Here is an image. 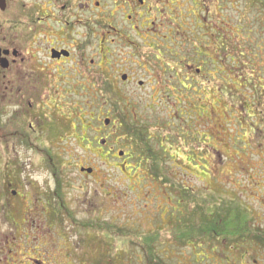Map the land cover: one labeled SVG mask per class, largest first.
<instances>
[{
    "label": "rangeland",
    "instance_id": "374dc122",
    "mask_svg": "<svg viewBox=\"0 0 264 264\" xmlns=\"http://www.w3.org/2000/svg\"><path fill=\"white\" fill-rule=\"evenodd\" d=\"M261 1H208L210 16L220 15L227 23L228 52L234 53V60L226 58V66L220 64L218 73L224 72L228 78L237 71L229 65L238 66L243 70L240 73L244 81H253L251 85L241 82L243 87L236 89L251 101L256 97L252 101L254 113L249 117L239 113L242 107L237 109L238 113L226 111L227 106L219 100L218 92L228 88L226 86L183 87L176 84L174 75L183 69L175 66L174 57L148 55L152 36L148 37L144 53L117 41L110 49L115 57L111 73L106 66L107 56L103 57L101 68L106 73L109 71L115 92L123 95L125 101L118 106L104 101L101 83L95 89H42L40 94L47 108L35 93L33 98L37 99L31 108L29 96L21 99L24 95L21 93L1 119L3 129L7 125L19 128L22 134L30 135L31 142L26 145L21 135L0 136V230L5 240V257L10 249L21 250L20 247L36 244L48 247L49 264H71L66 259L59 260L58 249L61 248L71 254L74 262L87 261L88 257L97 255L105 264H143L140 254L135 255L138 260L132 263L127 255L132 256L127 251L126 241L111 233L80 231L68 224L67 230L63 228L62 231L56 225L51 229L47 226L52 224L47 223L38 200L47 198L50 190L55 189L54 174L38 150L51 157L58 156L69 164L63 173L69 179L65 192L78 220L107 223L113 230L131 234L159 233L162 248L171 244L168 234L171 220L174 223L184 221L206 204L213 206L224 199L239 198L258 223L261 215L264 216V191L259 177L264 170V126L252 127L264 119V0ZM186 4L177 6L187 7ZM170 10L176 12L173 7ZM195 10V6H188L177 14L179 18L188 17L189 12ZM130 32L134 41L143 47L144 42L132 29ZM175 39L181 43V48L188 47L181 37ZM155 44L170 47L163 39ZM153 45L152 41L151 47ZM158 71L164 77L158 79ZM124 73L131 77L126 85L122 82ZM141 81L144 86L139 85ZM170 81L175 85L168 86ZM60 93L66 98L63 103L55 99ZM92 97L97 98L90 101ZM103 107L110 108L116 119L112 129L96 124V113L98 110L102 113ZM16 115L22 118L16 121ZM132 121L148 126L147 138L152 149L162 150L166 158L169 181L152 175L147 164L139 167V162L129 155L136 147L125 133V123ZM103 138L109 139L107 148H100L99 141ZM119 152H125L126 156L120 157ZM81 167L92 168L94 173L85 175ZM13 191L18 192L16 197ZM43 234L45 238L34 239ZM78 244L81 245L77 247ZM190 254L191 250L185 249L179 253V258L187 263ZM254 255L249 252L244 264H253ZM106 256L113 262H106Z\"/></svg>",
    "mask_w": 264,
    "mask_h": 264
},
{
    "label": "flooded vegetation",
    "instance_id": "af4514ba",
    "mask_svg": "<svg viewBox=\"0 0 264 264\" xmlns=\"http://www.w3.org/2000/svg\"><path fill=\"white\" fill-rule=\"evenodd\" d=\"M208 1L0 0V136H4L3 131L5 130L1 119L8 113V107L18 101L21 93H24L21 99H26L25 95L29 96V106L32 108L33 102L37 98L45 105L40 94L42 89L47 91L48 89L53 90L54 87L56 89L62 87L80 88V90L95 89L101 82V84L106 81L111 82L109 79L110 70L115 65V57L110 49L117 41L123 45L129 44L136 47L138 52L144 53L143 49L144 46L147 47L148 37L152 36L154 38L148 45L150 51L148 55L155 53L159 56H190V63L175 64L177 68L184 70V72L182 70L174 75L176 84L179 83L183 87L187 85L189 87L221 85L226 80V75L224 72L218 73L217 68L220 64L223 67L226 66L224 60L227 58V23L222 20L224 18L220 15L210 16ZM183 2H187V7L182 6V8L195 6L197 10L189 12L190 16L188 17L179 18L177 13L182 12V8L177 5ZM219 6L220 10L221 5ZM171 7L176 12L171 11ZM118 14L122 19L118 17ZM176 19H181V22H184L177 23ZM185 22L188 24H184ZM131 29L136 37L144 42L143 47L134 41ZM163 31H166L165 34ZM101 37H104L105 41L101 42ZM175 37H181L187 41L188 47L181 48V43ZM158 39L168 41L170 47L157 46L158 44L155 42ZM152 41L154 47H151ZM107 49L109 51L105 54ZM105 56H107L106 66L110 73L109 71L106 73V70L101 68V62ZM218 59L220 60L218 61ZM170 66L169 68H171ZM157 74L158 79L164 77L160 71ZM124 76L127 77L126 80H123ZM180 78L182 79L180 80ZM130 81L131 77L124 73L122 75L123 84L126 85ZM139 85L144 86L145 83L141 81ZM167 85L174 86L175 84L170 81ZM34 93L37 98H33ZM39 94L40 96H38ZM60 94L59 98H54L58 99L56 102L63 103L66 98L62 93ZM50 96L53 97L52 94ZM94 98L97 97H92L90 101H94ZM16 118L21 119L22 117L16 115L15 120ZM49 163L61 167L63 173L65 172L64 168L69 167V164H65L63 160L49 161ZM84 168L81 167L80 170ZM92 174L87 175L91 176ZM259 177L260 185L264 191V170ZM60 178L61 191L60 182L54 176L55 189L50 190V195L47 198L45 196V199L38 200L42 205V210H39L44 216H47V223L52 224L51 226L47 224V226L51 229L56 225L55 227L62 231L63 228L67 230L66 225L68 224L73 229L79 230L80 224L87 226L91 222H96L81 221L76 218L77 214L70 208L68 193L65 192L69 179L65 175ZM61 194L63 195L59 198ZM13 195L16 197L18 192L13 191ZM53 213L61 215L62 224L52 222L50 216ZM69 215L81 223H72L68 218ZM252 229L253 239L244 245L239 244L235 250H227L223 247L212 249L209 237L205 238L207 244L202 251L197 250L194 243H191L188 248L191 250L188 261L191 264H244L249 252H252L255 253L253 264H264L263 215L259 218L258 223H255V219L253 220ZM3 237L0 230V264H49V249L45 245L32 244L20 247L21 250L19 248L17 250L10 249L9 254L5 257ZM45 237L46 234H43L34 239ZM8 242L6 243L8 244ZM172 244L177 249L179 239L174 237ZM225 244L224 241L223 245ZM79 245L81 244H78L77 247ZM240 245L243 246L240 247ZM55 248L53 247L52 250L55 251ZM58 252L60 261L66 259L71 264H105L101 263V260L99 261L97 255L88 257L87 261L82 259L79 262H74L71 254L64 249H58ZM174 256L181 260L178 249L174 252ZM105 259L106 262H113L110 256H106Z\"/></svg>",
    "mask_w": 264,
    "mask_h": 264
},
{
    "label": "trees",
    "instance_id": "16d2710c",
    "mask_svg": "<svg viewBox=\"0 0 264 264\" xmlns=\"http://www.w3.org/2000/svg\"><path fill=\"white\" fill-rule=\"evenodd\" d=\"M226 51L227 59H233V51L228 52V41ZM170 57L176 58L175 63L180 65L188 64L191 62L189 55L183 57L179 55H173ZM229 66L234 67V69L237 71L233 72L232 75H229L228 78H226V80L223 81L221 85L212 86L228 87L225 89H219L218 92L220 94L219 100L223 101L226 104V111L229 114L238 113L239 111L237 109L242 107L239 113H241V115L244 117H249L250 113L254 111L255 103H253L252 101L255 100L256 97H253V100L251 101V99H248L247 96L241 92V90H236L237 87H243L241 82H246L244 81V75L240 73L243 70L238 66L236 68L232 65ZM252 83L253 81H250L248 84L251 85ZM248 84L247 86H249ZM102 87L103 88L101 90L104 93V96L103 93L102 96L104 97L105 102L110 103L112 106H115V104L118 106V104H120L121 102H125L123 100V95L119 94L118 92H115L111 82H104L102 84ZM91 108H93V105ZM95 118L97 126L98 124L104 125L106 119L111 120V125L109 127L110 129L114 128L116 124V119L111 115L110 108L108 107L106 109L105 107H103L102 113L101 110H98ZM17 120L19 121L20 119L16 118V121ZM125 125V133L127 132V136H129L133 140V143L136 147V150H132V154L129 155L134 160L139 162V167L149 165V169L152 175L156 176L158 179L164 177V179L166 178V180H168L167 176L169 174L168 170L166 169V158L162 150L157 152L152 149L151 143L149 141L150 139L148 140L147 138L149 137L147 135L148 126L145 127L142 123H136L134 121H132L131 123H125ZM257 125L264 126V119H260L259 124H254L252 129H254ZM11 129L13 130L11 131ZM10 134L17 135L18 137H20L21 135V139L24 143H26V145L31 143L29 141L30 135H25V133L22 134L19 128L14 129L12 126L5 127L4 136H9ZM107 147L108 146H106L105 148ZM38 151L43 157L44 161L47 163L51 172L59 180L61 191L62 185L60 177L63 176L62 168L58 165L55 166L49 163V161L59 160V157H51L47 152V154H45V151ZM62 195L63 194H61L59 198ZM214 201L215 200H212L213 204ZM211 205L212 203H210V205L206 204V206L203 207V209H201L199 212L194 211L195 213L193 212L191 214L190 219L184 218L185 220L183 222H179L178 224H175L171 220L170 224L172 228L168 231L169 237L171 238V244L168 243L169 246H167L166 248H162L159 244L161 236L159 233H155L152 235L131 234L129 232L120 231L118 229L113 230L110 225H105L101 222H91L87 226H82L80 224L81 222L77 221L72 215H69L68 218L72 223L80 224L79 230L81 231H89L94 233L108 232L109 234L111 233L110 235H113L115 238L119 239L120 237L125 240L126 242H124L127 244V251L132 254V256L130 254H127L131 257L132 263L137 262L138 258L135 255L140 254L143 257V264H179V262H181V264H191L190 261H187V263H185V259L178 260L177 257L174 256V252L177 249L179 253L181 251H185V249L189 248V245L191 243H194V246L197 250L202 251L203 247L207 244V239L205 240V238L207 237L210 238L209 241L211 243L212 249H215L216 247H223L227 250H235V248L238 247L239 244L244 245L253 239L252 224L253 220L255 219L254 215L250 210H248L246 206L241 203L239 198H235L234 200L224 199L218 204H214L213 206ZM50 219H52V222L55 224H62L61 215L53 213L51 214ZM174 237H177L179 239V247L177 249L173 245L174 243L172 244V240ZM224 241L226 242L225 245H223ZM165 244L163 243L164 246ZM243 245H240V247Z\"/></svg>",
    "mask_w": 264,
    "mask_h": 264
},
{
    "label": "water",
    "instance_id": "95a60500",
    "mask_svg": "<svg viewBox=\"0 0 264 264\" xmlns=\"http://www.w3.org/2000/svg\"><path fill=\"white\" fill-rule=\"evenodd\" d=\"M127 79V77L126 76H124L123 77V80H126ZM140 85H143V83H140ZM105 125L106 126H108V125H110V121L108 120V121H106V123H105ZM106 144V141H101V145H105ZM124 155V153H120V156H123ZM82 171L83 172H87V173H89V174H92V172H93V170L92 169H82Z\"/></svg>",
    "mask_w": 264,
    "mask_h": 264
}]
</instances>
